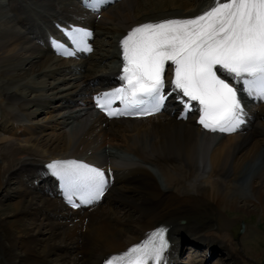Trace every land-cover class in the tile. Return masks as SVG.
I'll use <instances>...</instances> for the list:
<instances>
[{"label":"bare ground","instance_id":"6f19581e","mask_svg":"<svg viewBox=\"0 0 264 264\" xmlns=\"http://www.w3.org/2000/svg\"><path fill=\"white\" fill-rule=\"evenodd\" d=\"M1 3L0 17L6 21L5 27L0 24V195L8 190L16 201L10 213L0 215V264H101L158 227L167 228V241L178 242L176 250L190 236L208 258L224 257L228 247L233 264H244V253L230 239L210 232L214 221L225 231L218 223L221 213H234L233 222L244 213L264 211V142L256 138L264 135V106L245 109L247 100L239 91L245 125L216 139L205 164L199 141L206 137L194 111L179 119L180 108L171 102L166 112L150 118L107 120L93 107V96L113 84L115 64L122 62L120 41L133 27L197 16L212 0H121L101 17L70 0ZM5 6L20 31L8 26ZM64 21L92 30L95 51L78 61L53 57L46 37ZM171 70L165 82L169 89ZM50 80L55 86L46 93ZM91 149L93 154L100 150L105 160H121L100 164L115 175L106 194L108 208L73 212L62 203L44 164L53 159L90 163L95 154L86 152ZM146 165L159 171L163 183L158 185ZM115 208L125 215L117 216ZM172 251L169 245L165 264H183L169 260Z\"/></svg>","mask_w":264,"mask_h":264},{"label":"snow or ice","instance_id":"6c2138e0","mask_svg":"<svg viewBox=\"0 0 264 264\" xmlns=\"http://www.w3.org/2000/svg\"><path fill=\"white\" fill-rule=\"evenodd\" d=\"M101 3L103 0H90L94 9ZM90 35L87 30L72 29L68 38L74 46L84 45L83 50L91 51L87 45ZM120 44V78L125 83L96 100L97 107L109 116L131 114L146 103L152 108L136 114H152L170 95L178 93L185 113H199L198 123L205 129L235 131L244 114L235 85H242V91L250 96L264 99V0H212L211 7L197 16L137 25ZM169 62L173 78L170 91L165 93ZM114 99L124 104V110L110 107ZM48 167L54 175L67 179L70 187L82 185L86 202L104 194L108 181L101 169L77 161H54ZM77 206L73 202V207ZM166 232L163 227L153 230L105 264H165L164 253L169 246Z\"/></svg>","mask_w":264,"mask_h":264},{"label":"rangeland","instance_id":"374dc122","mask_svg":"<svg viewBox=\"0 0 264 264\" xmlns=\"http://www.w3.org/2000/svg\"><path fill=\"white\" fill-rule=\"evenodd\" d=\"M1 2H4V0L3 1L0 0V3ZM72 4H73V2H72ZM74 4H76L75 1H74ZM114 6H112V7H114ZM112 7L108 8L103 13H108V12L110 13V11L111 12L114 11L113 10L114 8H112ZM2 12H3V15H6V16L9 15L7 18L9 21L11 20V22H9L10 25L8 23V26H11L12 28H14L15 31H20L21 30L20 26L17 24L16 20L13 17H10V16L14 15L13 11L9 7L5 6V8L2 10ZM5 21H6V19H4V17L1 18L0 24L2 25V23ZM2 26L5 27L4 25H2ZM11 27H9V28H11ZM100 49L96 45V51L99 52ZM40 79H45V78L41 77ZM51 81L52 80H50L51 85L49 84L51 86L50 87L51 91H48L46 93H52V88L55 86L54 82H51ZM33 95L34 94H32L31 96H33ZM262 106H264V104L261 105V107ZM78 109L79 108H77V109L75 108L73 110L77 111ZM39 118H40V120L42 119V117H39ZM53 131H57V130H46L45 134L53 135V134L58 133V131H57V133H54ZM256 138H257V140L264 142V135L263 136L262 135L257 136ZM211 144H212L211 138H203V139H202V137L200 138L199 146L201 148L200 147L199 148L201 149L200 152L203 153L204 157L207 156L208 151L210 150L209 146ZM94 148H96V147H93L92 149L95 150ZM92 149L88 150L86 152V154L91 155V157L95 154V156H93L95 158L91 159L92 162H94V163H98V164H101L102 166H104L107 163V161H109L112 164H118V162L120 163V161H121V160H118L115 158L113 160L112 159L105 160L104 157L102 156V153H100L101 152L100 150H99L100 152L97 151L96 153L93 154L92 152H94V151ZM118 152L121 153V154L118 153L119 155H124L121 151H118ZM148 166H147V168H150V170L152 172H154V173H151V175H153V178L156 179V182L158 183V185H159V183H163L161 181L162 177L158 173L159 171L156 168H154V169H156V170H154L153 167H151V166L148 167ZM3 191L4 190H2V195H0V202H1V199L5 198V197L8 200V202H4V203L0 204V208H1L0 209V215H2V216H4L7 213H10L12 211L11 207L15 204V201H16L14 198L11 199L12 195H11V193L8 192V190H6L4 192ZM7 195H9L8 198H7ZM99 208L105 212L107 210L108 206L106 204H102L101 207H99ZM115 209L116 210H114V211H116L117 216L122 217L125 215L121 209H117V208H115ZM232 217H234V213L232 214V212L231 213L230 212L221 213L220 217L218 218V223H221V224H222V222L224 223L225 231L221 230V229L217 230L218 226H217L216 222L214 221V222H212V232H210V233H214L216 236H224V237H226L225 239H227V240L230 239V241L235 245V247L240 251V253L241 254L244 253V264H264V211L257 210V211L250 212L247 214L244 213V214H242L241 217L236 218V220H234L233 222L232 221L230 222L229 219ZM185 224H186V222L183 221V222H181L180 225H185ZM242 224H243V227L241 226ZM191 238H190V236H186L184 238V241L183 242L181 241L182 244L180 242L181 247L179 250H176L177 247L175 245L178 242H172V244H173L172 248L174 249L173 253H172L173 254L172 258H174L176 260H180L183 264H220V263L221 264H233L231 259H229V257H231V254H229V253H231L230 248L227 247L225 249V251H224L225 254L223 253L224 257L216 255L214 257L211 256V258H208L206 250L203 249L204 247L203 248L200 247L199 249H197L195 246L192 245L191 241L189 242V239H191ZM36 248L38 249V246H36ZM256 250H258V251H256ZM37 251H38V253H41L43 250L41 248H39ZM254 251L256 252L257 255L259 254L255 258H253V255L255 253ZM246 252H247V254H246ZM228 259L230 260V262L228 261ZM194 262H196V263H194Z\"/></svg>","mask_w":264,"mask_h":264}]
</instances>
